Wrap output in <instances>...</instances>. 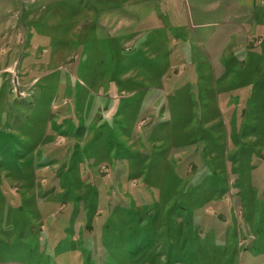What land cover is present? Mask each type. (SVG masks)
I'll return each mask as SVG.
<instances>
[{"label": "rangeland", "instance_id": "rangeland-1", "mask_svg": "<svg viewBox=\"0 0 264 264\" xmlns=\"http://www.w3.org/2000/svg\"><path fill=\"white\" fill-rule=\"evenodd\" d=\"M0 264H264V0H0Z\"/></svg>", "mask_w": 264, "mask_h": 264}]
</instances>
